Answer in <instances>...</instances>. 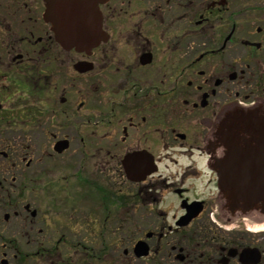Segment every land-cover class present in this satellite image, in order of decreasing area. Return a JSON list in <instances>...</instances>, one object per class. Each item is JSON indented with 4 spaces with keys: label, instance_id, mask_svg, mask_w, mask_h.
Masks as SVG:
<instances>
[{
    "label": "flooded vegetation",
    "instance_id": "af4514ba",
    "mask_svg": "<svg viewBox=\"0 0 264 264\" xmlns=\"http://www.w3.org/2000/svg\"><path fill=\"white\" fill-rule=\"evenodd\" d=\"M93 1L77 51L46 0H0V264H264V16L244 33L248 0Z\"/></svg>",
    "mask_w": 264,
    "mask_h": 264
},
{
    "label": "water",
    "instance_id": "95a60500",
    "mask_svg": "<svg viewBox=\"0 0 264 264\" xmlns=\"http://www.w3.org/2000/svg\"><path fill=\"white\" fill-rule=\"evenodd\" d=\"M50 3L46 7L45 18L53 22L55 36L65 48L74 47L77 50L88 51L97 41L93 35H100L98 14L96 13V1L93 0H47ZM57 8H62V11H57ZM91 14V15H89ZM69 23V27L63 24ZM264 136V109L259 108V136ZM125 166L128 164L126 162ZM221 188L225 191L227 178L221 168L220 174ZM254 186V183H253ZM264 198V170L259 167V200ZM259 206L264 209V202H259ZM141 247V245L137 246ZM253 250L246 249L241 255L249 256L256 260Z\"/></svg>",
    "mask_w": 264,
    "mask_h": 264
},
{
    "label": "rangeland",
    "instance_id": "374dc122",
    "mask_svg": "<svg viewBox=\"0 0 264 264\" xmlns=\"http://www.w3.org/2000/svg\"><path fill=\"white\" fill-rule=\"evenodd\" d=\"M247 3H248V5L246 7V13L247 14L245 13L244 15L238 17L239 24H242L240 26L241 32H244V33L247 32V30H244V29H252L253 30L254 27H255V25L259 24V22L254 21V20L251 21V22L250 21H247L248 20L247 17H249V16H247L248 14L255 13V12H260V15L264 16V0H248ZM246 24H251V26L250 27L249 26H246ZM262 49H264V46L262 47ZM107 103H110V101L107 102ZM69 159H70V162L71 163L69 162ZM57 160H59V159H57ZM60 160L62 162H64L65 165H71V167H76V163L74 161L75 159L69 153H67L66 158L65 157H62V159H60ZM64 172L65 171H60V172H57V175L55 174V179H56L55 180V183H58V179L61 177V175ZM48 178H51L50 175L45 177L44 183H47V185H51V183L47 181ZM51 182L54 183L53 180ZM61 182H64V181H61ZM120 185H121V183H120ZM40 195H41V197L43 198V201H44L42 203L41 207H42V209H44L46 211H48V210H52L53 211L55 208H64L65 205H66V203H64L63 197L62 198L59 197L56 200H54L50 196V194H47L44 191H41L40 192ZM49 201L55 202V208L52 205L49 206V204H48ZM248 227H249L250 230H254V232H257L258 235L264 236V211L259 210V223H251V222L249 223L248 222Z\"/></svg>",
    "mask_w": 264,
    "mask_h": 264
},
{
    "label": "bare ground",
    "instance_id": "6f19581e",
    "mask_svg": "<svg viewBox=\"0 0 264 264\" xmlns=\"http://www.w3.org/2000/svg\"><path fill=\"white\" fill-rule=\"evenodd\" d=\"M57 11H62V8H57ZM89 15H91V14H89ZM63 24H65L67 27H69L70 25H69V23L68 24H66L65 23V21H63Z\"/></svg>",
    "mask_w": 264,
    "mask_h": 264
}]
</instances>
